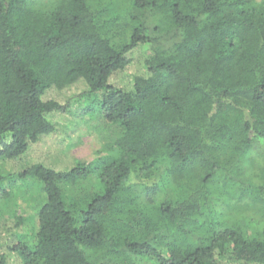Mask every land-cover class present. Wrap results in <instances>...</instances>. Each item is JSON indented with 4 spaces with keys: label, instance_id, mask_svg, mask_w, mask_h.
Returning a JSON list of instances; mask_svg holds the SVG:
<instances>
[{
    "label": "trees",
    "instance_id": "16d2710c",
    "mask_svg": "<svg viewBox=\"0 0 264 264\" xmlns=\"http://www.w3.org/2000/svg\"><path fill=\"white\" fill-rule=\"evenodd\" d=\"M88 100L122 136L12 174L46 194L20 264H264V185L244 180L264 181V0H0V160L23 164ZM23 224L0 225V264Z\"/></svg>",
    "mask_w": 264,
    "mask_h": 264
},
{
    "label": "rangeland",
    "instance_id": "374dc122",
    "mask_svg": "<svg viewBox=\"0 0 264 264\" xmlns=\"http://www.w3.org/2000/svg\"><path fill=\"white\" fill-rule=\"evenodd\" d=\"M57 1L37 0L39 5L43 7H49ZM142 63L143 61L137 62L130 73L135 72L138 68L141 70ZM84 89V84H80L74 92H54L50 97L61 104H65L72 95H80ZM98 97L100 98V94ZM88 101L91 104H87L85 107L81 106L73 118L71 116L65 117L68 120L67 123L70 122V119L72 120L68 126H65V130L51 137H44L39 143L32 145L28 154L24 156L26 161L23 164L11 166L6 160H0V225L10 224L14 227L18 218L24 220V224L17 230L12 229L10 231L11 227H7L9 232L3 237V245L9 254L8 264H20L16 256L10 252V249H13L19 240L30 246L35 244L38 232V214L46 202V194L40 181L31 177L27 180L12 178V174L22 172L30 165L38 163L54 166L56 169H66L74 165L76 160L91 163L96 159L106 158L111 156L110 154L113 152L111 153L110 150L113 147L116 148L115 141L122 136V128L105 120L96 101L94 100V103L92 100ZM55 118L65 122V119L60 116ZM257 148L261 154L264 153V142H260ZM259 172L260 169L258 168L248 171L244 179L245 183L251 182V179L254 178V184L249 185L250 187L263 186L264 181H262ZM255 193L256 191H250L249 195ZM255 210L252 209L248 213H244L254 222L258 221L260 216L258 215L259 209ZM237 217L240 219L243 216L230 214L228 221L231 220L232 222ZM240 220L242 222L244 219ZM253 230L251 233H254Z\"/></svg>",
    "mask_w": 264,
    "mask_h": 264
}]
</instances>
